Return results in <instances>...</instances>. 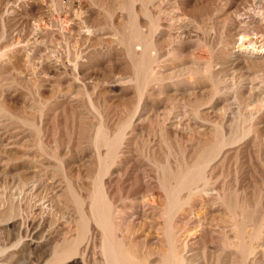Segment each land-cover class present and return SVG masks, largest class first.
Returning a JSON list of instances; mask_svg holds the SVG:
<instances>
[{
    "label": "rangeland",
    "instance_id": "rangeland-1",
    "mask_svg": "<svg viewBox=\"0 0 264 264\" xmlns=\"http://www.w3.org/2000/svg\"><path fill=\"white\" fill-rule=\"evenodd\" d=\"M263 3L0 0V264H264Z\"/></svg>",
    "mask_w": 264,
    "mask_h": 264
},
{
    "label": "bare ground",
    "instance_id": "bare-ground-1",
    "mask_svg": "<svg viewBox=\"0 0 264 264\" xmlns=\"http://www.w3.org/2000/svg\"><path fill=\"white\" fill-rule=\"evenodd\" d=\"M262 1V0H261ZM259 4V3H258ZM264 4V3H263ZM256 5V4H255ZM257 6V5H256ZM264 6V5H263ZM262 6V7H263ZM260 8H258V9H261L262 7L261 6H259ZM254 9H255V7H254ZM249 11V10H248ZM251 11V10H250ZM249 11V12H250ZM257 11V10H256ZM259 11V10H258ZM257 11V12H258ZM252 12H253V10H252ZM260 12H261V10H260ZM244 13H246V12H244ZM251 13V12H250ZM263 13V12H262ZM252 14V13H251ZM251 14L250 15H248V16H244L243 14V16H241V14H240V16L241 17H239V19L238 20H236V21H239V24H241V26L243 27V26H248V25H251V24H254L255 23V19L256 18H254L253 16H251ZM254 14V13H253ZM255 14H257V13H255ZM259 14H261V13H259ZM258 15V14H257ZM259 16V15H258ZM237 19V18H236ZM259 19V18H258ZM260 19H261V21H263V22H261V23H263L264 24V17H260ZM258 23V22H257ZM261 25V24H260ZM259 25V26H260ZM239 26V25H238ZM241 26H239V28L241 27ZM249 28H250V26H248ZM253 27H254V25H253ZM256 27H257V24H256ZM255 27V28H256ZM254 28V29H255ZM241 29V28H240ZM239 29V30H240ZM252 29V28H251ZM242 30V29H241ZM247 30H248V28H247ZM237 31H238V28H237ZM246 31V30H245ZM245 31L244 32H242V33H240L239 31V33H240V35H239V33H238V35H239V38H240V41H241V47L239 48V50L241 51V52H244V53H247V54H251V55H256V56H259V57H264V50H263V47H262V45H260V44H258L260 41H262V42H264L263 41V39H264V33H263V35L261 34V36H260V40H257L256 38H253V37H251L250 36V34L249 33H245ZM264 31V30H263ZM237 38H238V36H237ZM262 47V48H261ZM36 179V178H35ZM36 183V182H35ZM203 184V183H202ZM30 186V185H29ZM35 186H37V185H34V184H32L31 186H30V188L31 189H33L34 190V188H36ZM192 188V187H191ZM29 189V188H28ZM30 190V189H29ZM211 190V189H210ZM213 193V192H212ZM215 193V192H214ZM217 194V193H216ZM214 196V195H213ZM39 204V203H38ZM251 236V235H250ZM235 242H237V241H235ZM239 242V241H238ZM241 245V244H240ZM241 246H243V245H241ZM240 246V247H241ZM241 249V248H240ZM243 253H244V256H245V258H247L248 259V257H249V254H250V248H249V246L248 245H245L244 247H243ZM168 257V256H167ZM179 262H181L180 264H183L182 263V261H179ZM175 263H177V262H175ZM175 263H173V264H175Z\"/></svg>",
    "mask_w": 264,
    "mask_h": 264
}]
</instances>
